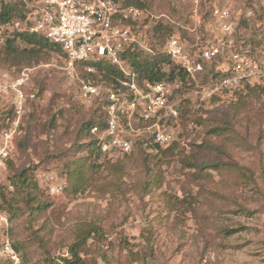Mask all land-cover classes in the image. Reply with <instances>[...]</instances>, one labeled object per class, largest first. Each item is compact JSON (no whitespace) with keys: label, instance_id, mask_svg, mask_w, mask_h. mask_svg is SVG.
I'll use <instances>...</instances> for the list:
<instances>
[{"label":"rangeland","instance_id":"374dc122","mask_svg":"<svg viewBox=\"0 0 264 264\" xmlns=\"http://www.w3.org/2000/svg\"><path fill=\"white\" fill-rule=\"evenodd\" d=\"M144 1L146 18L135 28L145 57L163 52L169 31L160 27L174 29L194 53L213 30V5L239 15V38L264 45V0H204L198 17L191 0ZM18 3L24 4L11 2ZM42 56L31 65L0 56V76L26 72V90L39 92L25 113L30 143L0 173V211L9 220L8 231L0 227V264L10 262L2 250L7 233L20 245L21 264H62L73 259L70 247L81 230L89 233L78 252L85 264H264V81L215 99L184 88L175 100L178 117L163 123L173 129V148L115 155L88 173V184L67 191L73 144L101 105L81 98L77 75L66 70L60 52ZM77 72L86 74L82 66ZM217 128L225 130L214 133ZM28 168L40 189L31 195L48 203L39 213L11 185L12 175ZM10 205L17 208L14 216Z\"/></svg>","mask_w":264,"mask_h":264},{"label":"built area","instance_id":"2783aa9c","mask_svg":"<svg viewBox=\"0 0 264 264\" xmlns=\"http://www.w3.org/2000/svg\"><path fill=\"white\" fill-rule=\"evenodd\" d=\"M0 1L25 4L27 19L13 21L11 25L15 29L43 35L62 47L65 68L72 76L77 75L84 101L106 100V127L91 128V133L99 136L103 151L131 153L143 138L159 145L173 139V129L163 123L166 118L179 115L173 95L182 87L181 81H146L141 85L123 57L126 50L144 47L142 34L135 28L146 18L143 8L120 0ZM191 1L194 16L198 17L203 0ZM210 11L214 23L206 43L197 45L193 53L178 34H170L163 51L193 78L204 70V64L218 63L224 74L213 86L202 88L204 97L238 86L242 81L264 79V46L254 48L239 38V15L230 7L213 5ZM252 14V9L246 11L247 17ZM100 61L117 66L124 73L116 88L106 86L96 77V63ZM77 66L84 68V76H78ZM28 80L26 72L19 76L4 72L0 76V113L7 108L12 111L0 129V173L7 169L15 150V137L26 112V102L35 98L34 93L26 92ZM141 123L146 125L140 126ZM8 226L6 214L0 211V227L7 230ZM2 250L13 264H20L8 236L3 240Z\"/></svg>","mask_w":264,"mask_h":264},{"label":"trees","instance_id":"16d2710c","mask_svg":"<svg viewBox=\"0 0 264 264\" xmlns=\"http://www.w3.org/2000/svg\"><path fill=\"white\" fill-rule=\"evenodd\" d=\"M125 4H132L139 6L144 9L146 6V2L144 0H120ZM204 2V0H203ZM208 3L205 0V4ZM204 4V6H205ZM211 12V11H210ZM17 17V18H15ZM18 19L26 20V6L25 4H11V2L0 3V56L1 59L7 61L13 58L14 63L27 64L31 65L34 62H39L43 57L42 54L44 51H54L60 52L61 55L65 57V53L62 50V47L58 44L51 42L47 37L30 33L26 30H17L14 29L12 32H5L8 27H11L12 22ZM140 25V24H139ZM264 29V19L262 22ZM165 29V31H169L167 37L170 34H178L174 32L171 28L168 27H160L158 30ZM179 35V34H178ZM180 36V35H179ZM166 37V39H167ZM183 41L182 37L180 36ZM244 40V43H249L252 47H257L255 45V41L249 37H241ZM24 46H19L17 42ZM166 42V40H165ZM264 46V45H263ZM124 58H129L130 60V68L136 74L137 79L141 85H144L146 81L157 82L161 80L175 81L180 80L182 83V87L178 89L174 95L173 99L176 100L178 96V92H182L184 88H193L195 89V93L199 95L200 99H215V97H220L226 92L236 91L237 89L243 87H250L251 83L254 82H262L264 79H260L258 81L246 80L242 81L241 84L235 87L223 89L220 92H215L210 96L204 97L202 94L203 87H211L213 83L224 74L221 70L218 69V63L213 62L211 64H204V70L196 74V78H193L188 75V73L179 65L174 64L170 57L163 51L161 54L154 55L151 57H145L142 54V51L139 50H126L123 53ZM144 57V58H143ZM97 65V74L96 77L100 82L105 84L106 86H110L112 88H116L120 79L124 77V73L117 66H113L106 61H100L96 63ZM202 82V83H200ZM259 84V83H258ZM35 90V89H34ZM26 92L30 95L31 93L35 94V98L39 95V92L36 90L33 92ZM35 98H28L26 105H28L31 101H34ZM101 105V113L96 119H91L89 121L83 122L81 130H80V138L85 139L81 141L80 138L76 143L73 144L72 151L75 152V155L71 157V161L67 164L66 167V175H67V191L70 189H79L80 185H86L89 183L88 173L97 172L98 167L101 168L102 164H105V161H108L115 155L119 154H128L124 152H105L101 148V140L99 136L91 133V128L95 125H98L100 129H104L107 125V112H106V100L97 101ZM26 113V112H25ZM12 111L10 108L3 110L0 113V129L6 125L7 119L11 117ZM26 115L24 114L19 133L15 137V150L13 152L12 157L9 159L7 168H12L14 166V153L17 150H21V152L26 151L29 143H30V133L27 132L25 134V122ZM28 122V121H27ZM225 128H217L213 130L214 133L220 134ZM79 136V135H78ZM173 139L166 145L155 144L150 138H143L140 140L135 150H141L142 152L148 150H161L166 146V149H171L176 145V142H173ZM168 146V147H167ZM101 157H104V162L100 161ZM100 159V160H99ZM206 166L213 168H221V165L217 163L206 162ZM103 164V166H104ZM31 169H23L18 171L12 175L11 185H14L17 189L21 188L22 191L26 195V203L29 206L31 212L39 213L41 212L48 203L43 200L38 199L35 195L32 196L33 192H36L39 189V185L37 181L31 180L30 171ZM0 196L4 197V194L1 193ZM0 207H4L0 205ZM12 211V215H15L17 210L13 208V205H10L9 208ZM9 228V226H8ZM96 230V229H95ZM8 231V230H7ZM87 233L84 230H81L78 233L77 241L70 247V252L73 256V259H69L67 257L63 258L62 264H85V262L79 256V251L82 249L86 239ZM8 237L9 234L7 233ZM10 238V237H9ZM11 240V239H10ZM3 243V242H2ZM12 243V242H11ZM15 251L18 253L20 250V245L17 243L12 244ZM10 259V258H9ZM8 264H13L12 260H9ZM53 262V261H51ZM21 264V263H20ZM59 264V263H56Z\"/></svg>","mask_w":264,"mask_h":264}]
</instances>
